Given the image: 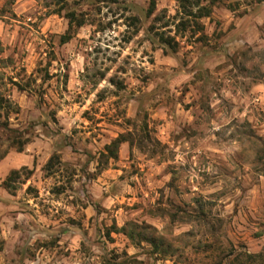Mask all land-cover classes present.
Instances as JSON below:
<instances>
[{
  "label": "rangeland",
  "instance_id": "374dc122",
  "mask_svg": "<svg viewBox=\"0 0 264 264\" xmlns=\"http://www.w3.org/2000/svg\"><path fill=\"white\" fill-rule=\"evenodd\" d=\"M189 2L0 0V264H260L264 24Z\"/></svg>",
  "mask_w": 264,
  "mask_h": 264
},
{
  "label": "trees",
  "instance_id": "16d2710c",
  "mask_svg": "<svg viewBox=\"0 0 264 264\" xmlns=\"http://www.w3.org/2000/svg\"><path fill=\"white\" fill-rule=\"evenodd\" d=\"M195 1V0H194ZM215 1V0H213ZM66 2V0H56V5H63ZM176 2L179 4L180 8L183 10V13H186V17L192 15L191 9L196 8L198 11L199 16L198 17H206L209 15V10L206 7H202L199 4L195 3H191L189 2V0H176ZM69 17H71V21L74 18V14H69ZM83 23L82 22H78L77 26H81ZM70 37L69 36H63L62 37V41L65 42L67 40H69ZM6 99L0 95V110H4L6 108ZM6 132H11L14 133L13 130H10L7 128V126L4 127ZM125 138L123 136H119L118 138H116L114 141L111 142L110 145L105 147V151L107 153H109V157L111 159H116L117 158V149L119 148L120 144L125 142ZM25 144V142H24ZM23 143H20L18 150L21 151L22 147L24 145ZM2 156H0V160H1ZM56 161V163H60L59 162V158L57 155H53L51 156V158L48 160L47 162V168L52 167L53 162ZM23 171L28 172V174L30 173L28 170H26L25 168L22 169ZM20 171H11L10 174L8 175V177L5 179V181L3 182L4 187L9 190V191H15L16 187L14 185V183L16 182L18 176H19ZM29 179V177H27L25 180ZM137 228H139L141 231L138 232V234L136 235V237H138L140 239V241H147L150 244L154 245V250L157 253V238L152 236L150 237L146 232L148 230H150L151 228L149 226H135ZM120 231L130 240V241H135V235L134 232L132 231H128L126 229V227H123L120 229ZM247 257L252 261V262H259L260 264H262L261 262L264 260V254H257V255H247Z\"/></svg>",
  "mask_w": 264,
  "mask_h": 264
},
{
  "label": "clouds",
  "instance_id": "9594fccd",
  "mask_svg": "<svg viewBox=\"0 0 264 264\" xmlns=\"http://www.w3.org/2000/svg\"><path fill=\"white\" fill-rule=\"evenodd\" d=\"M239 5L240 7L236 14L247 17L248 22L253 26L257 22L264 24V19H260L264 18V0H239ZM61 239H65V237H61ZM37 247L39 246L37 245ZM45 264H47V261H45Z\"/></svg>",
  "mask_w": 264,
  "mask_h": 264
}]
</instances>
